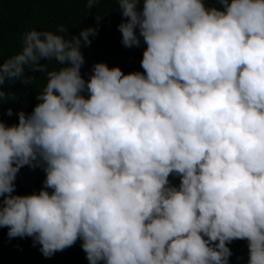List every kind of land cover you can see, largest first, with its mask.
<instances>
[{
	"label": "clouds",
	"instance_id": "clouds-1",
	"mask_svg": "<svg viewBox=\"0 0 264 264\" xmlns=\"http://www.w3.org/2000/svg\"><path fill=\"white\" fill-rule=\"evenodd\" d=\"M117 8L143 72L96 62L85 80L93 26L30 29L0 63V84L46 76L31 112L0 121V227L45 257L79 239L88 264H229L236 239L264 264V0ZM23 166L38 192L14 194Z\"/></svg>",
	"mask_w": 264,
	"mask_h": 264
},
{
	"label": "trees",
	"instance_id": "trees-1",
	"mask_svg": "<svg viewBox=\"0 0 264 264\" xmlns=\"http://www.w3.org/2000/svg\"><path fill=\"white\" fill-rule=\"evenodd\" d=\"M214 2V0H209ZM88 0H0V63L18 53L22 47L23 34L30 29L56 31L63 27L67 38L79 35L81 29L93 26L96 34L90 37L91 43L81 51L84 64L81 73L85 80L96 62H106L109 67L119 66L123 73L140 71L145 45L125 47L121 43L118 25L126 18L117 8V0H96L92 9L87 7ZM49 69L59 67L48 61ZM25 77L35 76L34 84L13 78L0 84L4 97L0 98V121L6 124L17 122V113L31 112L38 103L36 99L46 82V76L25 68ZM12 114L8 115V110ZM45 174L41 168L23 166L17 173L15 193L19 195L38 192L43 187ZM173 185L179 184L178 176H169ZM3 197L0 196V200ZM7 227H0V264H88L85 252L78 239L72 246L45 257L39 245H33L31 237L7 236ZM228 247L232 255L229 264H247L248 247L246 240H233Z\"/></svg>",
	"mask_w": 264,
	"mask_h": 264
}]
</instances>
